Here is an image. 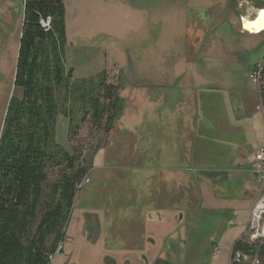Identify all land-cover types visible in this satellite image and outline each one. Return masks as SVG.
I'll return each mask as SVG.
<instances>
[{
  "label": "crops",
  "instance_id": "1",
  "mask_svg": "<svg viewBox=\"0 0 264 264\" xmlns=\"http://www.w3.org/2000/svg\"><path fill=\"white\" fill-rule=\"evenodd\" d=\"M131 2L150 6L153 0ZM255 8L249 7L247 14L253 15ZM141 12L134 9L133 24ZM244 15L233 3L226 17L202 10L188 15L186 48L191 59L194 56L199 65L226 63L238 60V52L242 57L244 51L254 50L264 34L245 27L253 34L243 31L240 18ZM154 17H145L146 32L161 33L164 18ZM138 29L133 25V30ZM263 60L262 54L252 58L251 69ZM179 69L180 65L159 64L149 77L136 79L126 116L115 124L108 145L94 160L95 170L116 169L119 161L128 160L142 173L137 181L146 187L136 191L137 200L148 208L118 212L115 224L104 220L100 210L90 213L98 218L99 236L92 241L88 218L89 224L73 227L64 250L55 254H62L66 264H77L74 254L97 244L96 264H229L235 242L248 236L259 193L252 161L264 146V116L256 110L258 90L253 95H229L206 86L202 67L193 69L191 77L185 71L181 76L169 72ZM9 100L10 96L5 108L0 105V137ZM202 113L210 120L204 122ZM251 144L255 151L249 153ZM157 166L163 169L150 171ZM217 248L220 254L214 260Z\"/></svg>",
  "mask_w": 264,
  "mask_h": 264
},
{
  "label": "trees",
  "instance_id": "2",
  "mask_svg": "<svg viewBox=\"0 0 264 264\" xmlns=\"http://www.w3.org/2000/svg\"><path fill=\"white\" fill-rule=\"evenodd\" d=\"M23 6L15 90L0 137V264H51L90 173L81 155L57 141L58 118L67 121V144L88 120L108 142L122 113V84L109 82V70L74 79L66 67L64 0H23ZM237 255L248 260L235 263ZM230 261L264 264V239L236 241Z\"/></svg>",
  "mask_w": 264,
  "mask_h": 264
},
{
  "label": "rangeland",
  "instance_id": "3",
  "mask_svg": "<svg viewBox=\"0 0 264 264\" xmlns=\"http://www.w3.org/2000/svg\"><path fill=\"white\" fill-rule=\"evenodd\" d=\"M243 1L153 0L150 6H134L131 0H64L67 28L66 67L73 70L75 80L90 78L91 75L99 74L102 70H109L110 83L116 84L121 81L122 113L118 121L128 112L130 93L136 79L149 77L150 73L156 72L159 64L168 68L180 65L178 71L169 72L180 73L181 76L185 71L189 74L188 77L194 73L193 69L202 67L206 73L204 77L207 78L204 80L207 87L217 88L229 95L234 93L253 95L256 93V87L250 82L248 72L251 69L252 58L259 54L264 57V41H260V38L254 50L244 51L242 57L241 52H238V60L226 63L204 61L199 65L194 56L191 59L186 48L188 15L202 10L216 18L226 17L231 3L239 8ZM245 1L251 2L255 9L264 8V1ZM8 2L10 4L0 0V105L2 104V108L6 107L7 99L9 96L11 98L15 90L14 74L24 15L23 0H8ZM135 8L141 9L142 12L137 13L140 19L133 24L130 16L135 14ZM245 8L247 7L244 2V6L239 9ZM230 12L234 14L235 9L233 8ZM253 14H255L254 10ZM146 16L148 20L152 17L156 20L154 16L164 18V27L159 29L161 33L146 32L149 28H146ZM133 25L139 29L133 30ZM259 30L263 31L264 28ZM114 65L118 71L113 68ZM206 114L202 113L204 122L210 120ZM66 130L67 121L59 117L57 141L68 150L73 148L75 154L81 155L83 164L90 169L88 178L91 183L77 193L70 218L64 228V240L58 246L61 252L64 250L65 241L72 228L78 224L82 226L89 224L86 218L90 213L99 214L98 210H100L106 215L104 220L115 224L118 212L138 213L142 208H148L147 204L140 206V201L137 200L139 194H136V191L146 187L144 182L137 181V177H140L142 173L138 174L139 172L130 166L128 160L119 161L115 166L116 169H94L98 150L108 145L105 144L108 142L104 132L94 129L88 120L79 135L67 144ZM254 151L255 145L251 144L249 153ZM162 169L163 167L157 166L152 167L150 171ZM57 178V170L49 173L50 184ZM248 230L250 242L264 239V218ZM97 245L95 248L89 245L83 251L76 252L74 259L77 264H96L95 259L100 249V245ZM73 246L72 250L75 249L76 243H73ZM51 264H66V261L62 254H57Z\"/></svg>",
  "mask_w": 264,
  "mask_h": 264
},
{
  "label": "built area",
  "instance_id": "4",
  "mask_svg": "<svg viewBox=\"0 0 264 264\" xmlns=\"http://www.w3.org/2000/svg\"><path fill=\"white\" fill-rule=\"evenodd\" d=\"M244 2H245V6L247 8L243 9V11L245 12V15L242 16L240 18V23H241V27L243 29V31L249 33V34H253L247 30L244 29V20L245 19H254L256 16H258L259 12L261 10L259 9H254L255 14H247V10L249 9V7L251 8V6L253 5L251 2H246L243 1L241 2V4L239 5V8L241 9L242 6H244ZM264 9V8H263ZM44 26H47L46 24H44ZM260 34H264V30L261 31ZM248 78L250 80V82L256 87V89L258 90L259 93V103L256 107L257 112L263 114L264 116V60L262 62H259L258 64H256L252 70L250 71ZM252 172L254 175V179L255 182L259 185V193H258V197L257 200L255 201L252 210H251V220H250V226L249 228H252L254 226V224L260 222V220H262L264 218V146L260 147L254 155V159L252 161ZM90 183L89 179H85L81 185L79 186V189L82 190L83 187L87 184ZM251 234V233H250ZM252 237H254L253 235H251ZM61 252V248L57 249V253ZM220 254V250L217 248L215 250L214 253V260H216L219 257ZM53 259V257H52ZM241 259L248 260V258L246 257H241V255H237L236 259L234 260V262H240ZM231 264V261L230 263Z\"/></svg>",
  "mask_w": 264,
  "mask_h": 264
},
{
  "label": "water",
  "instance_id": "5",
  "mask_svg": "<svg viewBox=\"0 0 264 264\" xmlns=\"http://www.w3.org/2000/svg\"><path fill=\"white\" fill-rule=\"evenodd\" d=\"M263 2L264 0H259ZM90 221L91 227H90V237L93 242L97 240V237L99 236L100 230H99V221L97 216L95 215H88L87 217Z\"/></svg>",
  "mask_w": 264,
  "mask_h": 264
},
{
  "label": "bare ground",
  "instance_id": "6",
  "mask_svg": "<svg viewBox=\"0 0 264 264\" xmlns=\"http://www.w3.org/2000/svg\"><path fill=\"white\" fill-rule=\"evenodd\" d=\"M258 16H256L254 19H245L244 20V27L250 30H258L264 27H253L256 25L257 21L261 19L262 16H264V9H260Z\"/></svg>",
  "mask_w": 264,
  "mask_h": 264
},
{
  "label": "clouds",
  "instance_id": "7",
  "mask_svg": "<svg viewBox=\"0 0 264 264\" xmlns=\"http://www.w3.org/2000/svg\"><path fill=\"white\" fill-rule=\"evenodd\" d=\"M253 27H264V16H262Z\"/></svg>",
  "mask_w": 264,
  "mask_h": 264
}]
</instances>
